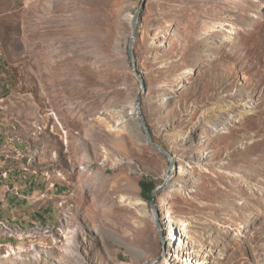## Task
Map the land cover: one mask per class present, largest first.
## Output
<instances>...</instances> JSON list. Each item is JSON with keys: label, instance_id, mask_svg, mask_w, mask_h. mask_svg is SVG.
<instances>
[{"label": "rangeland", "instance_id": "rangeland-1", "mask_svg": "<svg viewBox=\"0 0 264 264\" xmlns=\"http://www.w3.org/2000/svg\"><path fill=\"white\" fill-rule=\"evenodd\" d=\"M142 2L0 0V264H264V0H146L134 68Z\"/></svg>", "mask_w": 264, "mask_h": 264}, {"label": "crops", "instance_id": "crops-1", "mask_svg": "<svg viewBox=\"0 0 264 264\" xmlns=\"http://www.w3.org/2000/svg\"><path fill=\"white\" fill-rule=\"evenodd\" d=\"M2 101V98H0V103ZM1 131H0V166H9L12 162H14V159L18 158V149L22 151H26V149H23L21 146V142H18L19 137L15 136L14 130L4 122L0 121ZM28 147V146H26ZM10 173V172H9ZM9 175V174H8ZM1 177V175H0ZM11 177H7L4 179L3 177L0 178V187L2 189L6 187L11 186L10 182ZM7 182V183H6ZM43 193V192H42ZM45 194H42L44 196ZM13 201L11 197H7L6 204L10 205V202Z\"/></svg>", "mask_w": 264, "mask_h": 264}, {"label": "water", "instance_id": "water-1", "mask_svg": "<svg viewBox=\"0 0 264 264\" xmlns=\"http://www.w3.org/2000/svg\"><path fill=\"white\" fill-rule=\"evenodd\" d=\"M145 5H146V0H143L141 6L138 8V10L136 11L135 15H134V19H133V33H132V37H131V41H130V46H129V53H130V56H131V59H132V65L133 67L135 68L136 65H137V59H136V53L134 51V40H135V35H136V30H137V22H138V18H139V15H140V12L143 8H145ZM136 109L138 112H140V98L137 99L136 101ZM141 116H142V121H143V125H144V128L146 130V132H149V129H148V126H147V123H146V120L143 116L142 113H140ZM172 165L169 167L168 169V174H167V177L165 179V182L159 186L156 187L154 193H153V197L151 199V205L155 208V210H157L158 212V208L156 207V204H155V194L158 190H160V188H162V186L165 185V183L167 182V180L169 179V177L171 176V173H170V170H172Z\"/></svg>", "mask_w": 264, "mask_h": 264}, {"label": "bare ground", "instance_id": "bare-ground-1", "mask_svg": "<svg viewBox=\"0 0 264 264\" xmlns=\"http://www.w3.org/2000/svg\"><path fill=\"white\" fill-rule=\"evenodd\" d=\"M117 144H118V146L119 147H124V141L123 140H119L118 142H117ZM85 148V147H84ZM116 148V147H115ZM128 148V147H127ZM117 149V148H116ZM120 149V148H119ZM124 150V149H123ZM86 152V151H85ZM86 160H83L82 162H85ZM88 161V160H87ZM134 189H139V186L138 185H136L135 184V186H134ZM256 226H257V224H256ZM246 227V222H240L239 224H238V226L237 227H235L234 229L233 228H230V227H226L225 229H224V232H227V233H230V232H233L234 233V235H233V237H235V236H237V235H239L240 234V232H241V229H244ZM70 233H72V235H76V231L75 230H70L69 231ZM56 238V237H55ZM72 239L71 238H69V239H67V241H71ZM183 242H185V240H183ZM73 244V243H72ZM68 245V244H67ZM66 247V246H65ZM76 248V247H75ZM66 251H68L70 254L72 253V249L70 248V247H68L67 248V250ZM76 257V256H75Z\"/></svg>", "mask_w": 264, "mask_h": 264}, {"label": "trees", "instance_id": "trees-1", "mask_svg": "<svg viewBox=\"0 0 264 264\" xmlns=\"http://www.w3.org/2000/svg\"><path fill=\"white\" fill-rule=\"evenodd\" d=\"M142 192L141 195L146 200H151L156 189V183L153 179L145 177L140 181Z\"/></svg>", "mask_w": 264, "mask_h": 264}, {"label": "built area", "instance_id": "built-area-1", "mask_svg": "<svg viewBox=\"0 0 264 264\" xmlns=\"http://www.w3.org/2000/svg\"><path fill=\"white\" fill-rule=\"evenodd\" d=\"M0 131H1V126H0ZM17 151H18V154H20L19 149H18ZM2 174L4 175V177H7V175L9 174V171L6 170V171H4Z\"/></svg>", "mask_w": 264, "mask_h": 264}]
</instances>
